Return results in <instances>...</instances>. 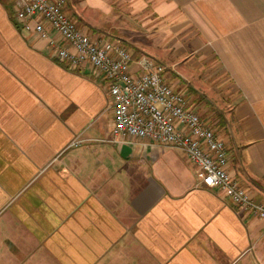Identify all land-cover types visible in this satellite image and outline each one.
<instances>
[{"label":"crops","instance_id":"obj_1","mask_svg":"<svg viewBox=\"0 0 264 264\" xmlns=\"http://www.w3.org/2000/svg\"><path fill=\"white\" fill-rule=\"evenodd\" d=\"M0 0V264H264V219L199 183L176 147L114 137L109 85L73 68ZM91 39H121L229 147L264 204V0H69ZM33 24V23H32Z\"/></svg>","mask_w":264,"mask_h":264},{"label":"built area","instance_id":"obj_2","mask_svg":"<svg viewBox=\"0 0 264 264\" xmlns=\"http://www.w3.org/2000/svg\"><path fill=\"white\" fill-rule=\"evenodd\" d=\"M15 4L26 30L48 38L53 29L64 41L60 45L50 40L58 60L73 68L88 64L107 81L114 137L146 139L183 150L196 166L200 184L221 189L240 209L264 219V204L255 201L229 173L226 141L191 109L184 93L165 80L164 64L147 55L134 59L121 39L88 37L66 14L69 0H15Z\"/></svg>","mask_w":264,"mask_h":264}]
</instances>
